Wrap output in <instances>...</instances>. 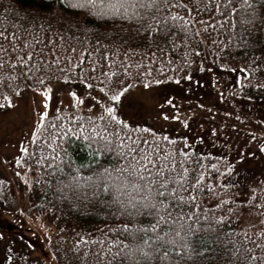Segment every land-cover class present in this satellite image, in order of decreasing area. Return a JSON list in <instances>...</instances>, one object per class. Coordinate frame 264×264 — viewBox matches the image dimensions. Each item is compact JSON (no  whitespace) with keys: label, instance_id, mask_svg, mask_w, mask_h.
Wrapping results in <instances>:
<instances>
[{"label":"snow or ice","instance_id":"snow-or-ice-1","mask_svg":"<svg viewBox=\"0 0 264 264\" xmlns=\"http://www.w3.org/2000/svg\"><path fill=\"white\" fill-rule=\"evenodd\" d=\"M58 2L64 8L127 25L114 44L135 45V50L127 49L133 54L146 48L153 61H164L160 71L189 70L195 63L193 57L199 56L202 48L217 57L220 51L227 55L228 50L236 48L243 50L245 65L240 67L241 72L250 76L264 73V0ZM39 15L37 9L25 16L31 31L22 32L21 25L8 20L0 24L4 28L0 40L7 45V49L0 47V55L6 56L10 50L14 57L9 61L12 67L7 79L15 94L21 92V77L29 84L43 86L53 67L65 82L78 70L82 91L87 90L85 95L100 107L88 116L78 114L83 99L71 91L75 111L62 113L56 109V115L45 122L52 89L37 88L44 96V110L37 114L29 138L35 147L29 152L21 146L20 151L28 159L17 158L15 163L27 168L34 165L38 172L35 182L45 178L47 190L60 193V198L85 202L99 199L126 221L109 229L115 236L77 240L68 250L72 264H264V172L259 178H244L243 173H238L236 165L245 162V155L239 150L230 161L224 154L197 152L187 137L177 139L167 133L156 134L152 128L132 127L118 114V107L134 85L120 77L130 75L129 67L139 65H131L126 53L127 64L119 62L120 53L115 47L111 51L95 50V58L85 49L89 57L87 68L84 54L77 55L76 63L71 54L60 55L56 48L49 49L45 56L47 45L35 38L38 27L34 19H29ZM8 28L13 29L10 37ZM47 43L51 45L52 41ZM71 52L76 53V49ZM62 61L66 67H60ZM4 63L0 60V64ZM197 67L205 71L202 62ZM147 75L151 76V69ZM166 79L179 84L181 77L168 74ZM183 79L191 81L192 77L185 75ZM4 80L0 76V83ZM151 83L161 85L163 81L152 78ZM256 86L264 88V84ZM143 87H149L147 80ZM91 90L103 93L104 102L92 97ZM165 102L172 104L171 99ZM5 106H12V98L0 93V108ZM163 119L168 120L169 116L163 115ZM171 119L179 120V116ZM183 123L187 127V121ZM211 132L215 135L216 129ZM143 133L149 135L145 137ZM195 140L202 138L197 136ZM73 144L82 149V158L77 156ZM256 151L264 153V133ZM246 155L252 157L254 153L247 151Z\"/></svg>","mask_w":264,"mask_h":264},{"label":"rangeland","instance_id":"rangeland-1","mask_svg":"<svg viewBox=\"0 0 264 264\" xmlns=\"http://www.w3.org/2000/svg\"><path fill=\"white\" fill-rule=\"evenodd\" d=\"M9 61L3 64L7 69L0 67V74L5 77L0 83V93L12 98L11 107L0 108V180L8 182L17 204L11 211L0 208V264H72L68 250L73 248L77 239L59 231L49 220L27 208L29 184L24 175L29 171L23 164L17 165L15 160L22 159L21 146H27L37 114L44 110L41 103L44 96L42 90L36 91L37 88L48 86L52 89L48 117L56 114V109L75 111L74 98L69 95L71 91H76L83 99L78 106L79 113L94 114L100 106L85 95L87 90L82 91L83 84L65 82L56 73H50L43 86L29 84L21 77V92L17 96L7 79L12 67ZM218 72L205 69L191 81L183 79L179 84L175 81L161 85L149 83L148 88L143 84L134 85L122 97L118 114L133 127L152 128L156 133H167L170 137H187L195 147L224 153L230 161L239 150L245 155V162L238 163L236 171L243 173L244 178H259L264 172V153L256 151V146L264 133V111L261 117L256 108L248 109L241 106L233 95L229 97L230 87L225 85L227 75L221 76ZM91 96L101 102L105 100L104 94L97 90H91ZM168 99H171V105L165 102ZM161 113L169 119L164 120ZM173 115L179 116V120H172ZM185 120L187 127L183 123ZM212 129H216L215 135ZM197 136L202 141H196ZM247 151L254 155L248 157Z\"/></svg>","mask_w":264,"mask_h":264},{"label":"trees","instance_id":"trees-1","mask_svg":"<svg viewBox=\"0 0 264 264\" xmlns=\"http://www.w3.org/2000/svg\"><path fill=\"white\" fill-rule=\"evenodd\" d=\"M185 2H187V0H185ZM37 9L40 11L41 15L36 17L29 16V19H34L35 26L38 27V31L34 33L35 38L37 40H43L44 44L47 45L45 56L49 55V49L56 48L60 55L71 54L73 62L76 63L77 55L84 54V67L87 68L89 57L87 53H85V49L93 54L92 58H95L97 56L95 50L99 49L100 52L104 50L111 51L112 48L115 47L120 53L119 57H117L119 62L127 64V62L124 61V55L126 53L131 65H139V67H129L130 75H122L120 77V79L126 80L133 85L143 84L145 80L151 83L152 78L160 79L163 82H172L166 79L168 74L179 75L181 77L180 81L183 80L185 75H191V77L194 78L199 76L197 74L199 73L197 65L202 62L204 69L211 68L215 71H219L218 73L221 76L224 74L227 75L225 85L231 88L228 90L230 94L229 97L233 95L241 106H245L248 109L256 108L259 115L262 117L261 114L264 111V88L257 87L256 85L258 83L264 84V73L257 72L255 76H250L240 71V67L245 65L242 49H230L227 55L223 51H220L217 57L206 48H202L199 56L193 57L195 63H193L189 70L169 69L168 72H163L160 71V64L164 61L159 60V54H157V60H159V62H155L149 56V52L146 48L143 51L136 50L135 54H133V52H128L127 49L131 47L135 50V45L120 44L118 42L114 44L117 36H123L122 28H126L127 25H123L120 21L116 20L96 17L90 14L86 15L80 10L64 8L59 5L58 0H0V24L8 20L12 23L21 25L22 32L31 31L28 23L25 21V16L32 10ZM42 24L50 25V27H41L40 25ZM3 30L4 28H0V31ZM7 31L10 37L13 29L8 28ZM49 40L52 41L51 45L47 43ZM97 41H99V44ZM105 45L108 46L107 49H105ZM0 47L7 49V45L2 40H0ZM141 47L143 48V46ZM72 48L76 49V53L71 52ZM113 55H115V53H113ZM13 58L12 51L10 50L6 56L0 55V60L6 61ZM102 64L103 61H101V66ZM220 64H225L227 67L222 68L219 66ZM0 67L7 69L3 64H0ZM60 67H66V63L62 61ZM149 69H151L150 77L147 75ZM232 69H236V71H232ZM99 70L98 68L97 74ZM52 73L61 76V73L56 71L55 67H53ZM139 73H144L145 75L140 76L138 75ZM79 75L80 73L78 70L73 71L70 74L71 78L69 81L80 83L77 80ZM219 78H215V80ZM237 81H239V83ZM65 111L69 113L72 112L68 110H62L61 112L63 113ZM55 115L56 114L49 117H54ZM82 115L88 116L90 114L84 113ZM49 117L43 118L45 122H47ZM140 127L145 128L142 126ZM153 132L156 133L154 130ZM142 135L147 137L149 134L143 133ZM174 137L179 139L183 136ZM179 146L183 147V145ZM26 147L29 152H31L35 145L29 140ZM72 148L76 150L77 156L83 157L84 153L82 149L79 148L78 144H73ZM195 150L197 152H204V150L199 147H195ZM207 152H210L213 156L224 154L213 151ZM27 159V154L24 153L22 160L26 161ZM74 159H76V157H74ZM79 162L81 161L77 160V163ZM83 163H88V161L83 160ZM27 170L29 171L28 174L24 175L29 184L27 208L31 211H36L42 219L49 220L59 231L74 236L77 240L84 237L92 241L101 239L105 236H115L116 234L110 232L109 229H114L117 225L126 222L124 218L114 215V210L109 208L106 204L99 202V199L95 202H85L75 198H60V193L54 190H47L45 178H41L40 183L35 182L38 172L35 170L34 165L32 168H27ZM85 175H87V172H85ZM54 187L55 185H53V188ZM104 199L107 198L105 197ZM14 204H17L16 198L12 196L8 182L1 179V210L11 211L14 208ZM89 247H91V245H89Z\"/></svg>","mask_w":264,"mask_h":264}]
</instances>
